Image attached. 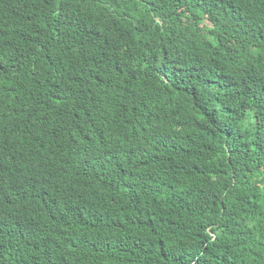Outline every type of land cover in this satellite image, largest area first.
<instances>
[{"label": "trees", "instance_id": "16d2710c", "mask_svg": "<svg viewBox=\"0 0 264 264\" xmlns=\"http://www.w3.org/2000/svg\"><path fill=\"white\" fill-rule=\"evenodd\" d=\"M0 264H264V0H0Z\"/></svg>", "mask_w": 264, "mask_h": 264}]
</instances>
